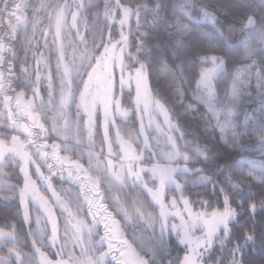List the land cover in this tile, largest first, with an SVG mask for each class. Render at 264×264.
Instances as JSON below:
<instances>
[{"label": "snow or ice", "instance_id": "1", "mask_svg": "<svg viewBox=\"0 0 264 264\" xmlns=\"http://www.w3.org/2000/svg\"><path fill=\"white\" fill-rule=\"evenodd\" d=\"M70 7V5H56L53 8L54 44L61 37L66 25L65 12ZM81 7L83 5H76L77 11L71 13V27L77 30L80 44L83 45L80 62L85 70L83 73L74 72L75 64L65 62L62 47L57 48L58 55L55 65L56 75L60 78V109L63 113L65 109L75 105L74 123L77 135L83 137L86 134L91 142L94 136L102 132V144H107L108 155L113 156V141L110 132L116 127L115 116L117 113L123 117L128 116L127 110L121 111L120 100L115 92L117 69L121 92L125 86L132 89L133 84L135 85V104L138 114L141 111L147 112L149 109V81L152 73L163 71L176 85L177 101L184 109V113L191 114L193 121L205 124L204 144L201 145V134L195 129L187 134L181 132L180 125L172 123L169 110L160 101H156L155 106L163 115L169 132H180L179 139L183 141L181 146L183 150H181L177 147L176 137L163 133L164 142L171 146V151L164 153L169 161L168 164L157 163L150 168L140 167L139 165L145 162L142 152L137 154L132 144L121 136L117 128L116 142L119 143V152L122 154L119 155L121 163L118 170L113 160L109 159L103 170L97 169L99 175L95 179L87 178L84 187L89 188L90 191H98L103 181L107 183L109 190L120 191L129 182L135 188L146 189L151 200L159 206L158 217L151 213L145 214L139 207L136 208L134 214L130 215L128 210L117 205L126 220H144L151 228L147 239L141 238L139 241V251H136L126 239L120 240L118 248L113 247V238L122 235L121 226L103 204L95 199L88 200V214L92 217V222L89 224L83 220H77L72 208L53 189L51 177L55 175L52 171L54 165L48 164L49 175L44 176L41 173V164L32 159L29 152L25 150V143L21 142L18 136L13 135L10 144L6 139H0V168L12 166L14 169L18 168L23 175L19 204L23 208V221L29 226L28 235L32 237L31 247L34 249L31 254L22 252L19 247L20 234L15 224L6 222L0 227V264H208L216 251V242L219 244L220 254L216 256L213 264H226V261L227 264H253L255 253L259 254V264H264V191L260 193V199L257 200V194L250 183L254 180L264 187V160L258 162L242 159L238 166H234L230 162L231 156L229 155L231 150H242L240 138L244 135L258 136L262 152H264V0H243V2L233 0L232 3L219 5V12L225 20L222 25L217 16L204 11L206 6H197L191 0H184L179 4L156 0L150 8L146 5H137L133 8L122 4L120 0H115V3L104 0V28H97L91 32V43H89V36L81 35L79 31L77 16ZM197 7L203 12L204 19L213 26L214 35L209 36V39L213 41L210 47L219 49L223 55L201 54L203 49L199 43L189 45L179 38L187 30V26L181 24L178 17L187 16L190 21L195 20L199 23V17L192 11ZM28 8L29 5L26 2L0 0V25L7 20V31L0 33V96L3 97V109L6 112L5 127L13 130L20 129L31 137L32 132L29 126L20 124L18 120L20 116H26L32 121L34 127H38L41 132L44 131V125L39 123V112L46 107L43 101L35 107L31 100L27 103L22 102V97L25 95L24 88L30 83L32 96H40V61H37L33 81L32 73L26 65H21L18 74L12 59H6L5 56V53H11L12 57H15L11 42L19 38L20 28L27 30L30 22L26 14ZM56 8L60 11H56ZM141 11H150L152 22L149 31L140 33L135 45H131L123 28L133 14L137 17L139 25ZM169 11L176 18L174 22H169ZM118 12L122 13L118 20L121 28L119 38L114 28ZM99 16L100 13L97 10V21ZM234 21H239L238 26L233 23ZM158 28L164 33L163 38H160ZM237 32L240 35L237 36ZM154 38L158 42L153 44L151 41ZM133 47L135 48L134 53L130 51ZM241 48L243 56L251 61L243 71L247 72L249 77L255 76L260 102L259 116L254 118L245 113L242 125L237 123V105L243 95L241 86L244 83L241 80V70H237L233 76L230 89L227 84L222 89L224 98L228 100L227 104L223 103L220 95V85L228 73L227 61L234 53L238 54ZM76 50L80 51L79 46ZM197 64H210L211 67L202 66L196 73ZM45 68L50 69V63H46ZM46 79L51 103L53 76L50 70ZM193 80L195 87H191ZM14 82H17V86L21 89L15 95V108L18 111L13 110L11 106L13 97L8 94L15 91L12 87ZM185 85L188 87L186 88ZM142 104L143 110L141 109ZM202 108L203 111H201ZM238 127H243L244 131H238ZM249 129H251L250 132ZM156 130L163 131L159 124H156ZM217 130L220 133L219 140L215 136ZM144 132L145 128L141 121L139 134L143 135ZM229 132L231 139L227 138ZM131 138L129 134V139ZM27 143L29 146L32 145L31 140ZM209 144L212 145L211 148ZM144 145L148 147L146 135ZM157 148H159V142ZM33 155L45 157L47 153L38 146ZM55 159L59 160V157ZM45 163H47L46 160ZM32 164L36 165V173L56 197V205L60 209L59 215L67 214L63 225L65 236L62 241L58 236L61 226L55 206H49V201L40 194L36 188V182L31 179L29 166ZM145 172L151 174L150 179L154 182V186H149L146 182L142 175ZM237 173L240 177L238 180L236 179ZM192 176L198 178L191 181L193 185L199 184L204 187L203 193L195 194L199 197L198 200H189L184 197V191L188 190V178ZM157 181L158 186H155ZM6 192L15 193L16 188L9 187ZM167 192L173 193L170 203L167 199ZM176 192H180V200L183 202L187 216L183 212L169 211L177 207ZM29 196L38 203V211L42 209L45 216L43 228L39 227L41 217L37 216L38 228L35 232L31 230L27 203ZM205 197L214 198L216 203L222 201L223 209L213 207V200ZM10 199L15 200V196H4L6 206ZM116 199L119 200V197ZM195 203H199L205 210L194 212L191 205ZM94 207L97 210L104 209L99 217L97 212L93 211ZM208 209L211 211L209 212ZM75 210L76 213L80 212L79 203L76 204ZM257 215L261 217L260 220L255 219ZM170 216L172 217L171 223H169ZM177 217L179 223L175 222ZM48 225L51 228L50 236L47 235ZM197 229L202 235L194 238ZM174 237L175 244L186 248L182 258L179 255H173ZM49 245L57 248L58 258L55 261L49 259L41 251V246ZM76 249H79V252ZM37 255L39 261L36 258Z\"/></svg>", "mask_w": 264, "mask_h": 264}, {"label": "trees", "instance_id": "2", "mask_svg": "<svg viewBox=\"0 0 264 264\" xmlns=\"http://www.w3.org/2000/svg\"><path fill=\"white\" fill-rule=\"evenodd\" d=\"M110 3H115V0H109ZM120 2L124 5L130 6L135 8L137 5H146L147 7H151L155 4L156 0H120ZM169 4H179L183 3L184 0H166ZM191 2L197 6L204 5L206 6L204 8V11H207L210 15L217 16V19L220 21V24H224V16L219 12V5L224 3H232L233 0H191ZM236 2H243V0H236ZM104 0H87L84 6V10L82 13L81 18V27L89 31L86 35L91 37V32L95 31L97 28H104V18H103V8ZM97 10H99L100 16L99 20L97 21L96 13ZM193 14L197 15L199 17L200 22L196 23L195 20L190 21L187 16H179V20L181 24L187 26V30L181 34L179 38L183 39L186 44H193V43H199L203 49L201 54H208V55H223L219 49H213L210 47L211 44H213V41L209 39V36L214 35L213 33V26L208 23L204 17L203 12L198 10L197 8H194ZM169 22H174L176 18L172 16L171 11L168 12ZM133 20L130 22V34H129V42L131 45H135L137 42V37L140 35V33L149 31V26L152 22V13L150 11H141L140 12V19H139V25L137 24V17L133 16ZM234 24L238 26L239 21H234ZM219 26V25H218ZM115 28V33L117 36V28ZM158 32H160V38L164 37V33L158 28ZM207 33L208 35H204ZM236 35H240L239 32L236 33ZM158 40L154 38L151 43H157ZM67 44V43H66ZM130 51L133 53L135 52V48H131ZM251 63L250 60H247L243 56V49L241 48L239 50V53H234L232 55V58L227 61V68L228 73L220 85L221 91L220 95L223 98V103L227 104L228 100L227 98H224V92L223 87L225 84L229 86L233 76L235 75L237 70H241V80L244 81L243 85L241 86V91L243 95L240 98V101L237 105V111H238V118L237 123L241 124L244 120V114L248 113L249 115L255 117L259 116V109H260V102H259V96H258V88L256 84V78L255 76L249 77L248 73L243 71V69L246 67L247 64ZM205 65H199L197 64L195 72L198 73L200 67ZM198 78V76L196 77ZM178 83V82H177ZM150 91L153 95V97L163 103L165 107L169 110V115L171 120L175 124L180 125V131L184 133H189L193 129H195L198 133L201 134L200 143L201 145L204 144L203 134H204V128L205 124L203 122L197 123L196 121H193L191 119V114H185L184 109H182L177 101L176 96V85L173 84L171 77L167 76L166 74L161 72H153L150 81ZM187 88L188 85H185ZM191 87H195V82L193 80V84ZM250 94V95H249ZM203 111V108L201 109ZM214 123V121H213ZM238 131L243 132V127H238ZM251 129H249V132ZM216 139L219 140L220 133L219 130L215 133ZM190 138V137H189ZM227 138L231 139V133H227ZM159 142V148H157V143ZM178 140L177 144L181 145L183 144V141ZM240 142L242 144V150H231L229 152V155L231 156L230 162L234 166H238L239 162L243 160H264V152H262L261 149V143L259 141L258 136L255 135H244L240 138ZM152 147H154V153H156L158 161L163 160L164 153L168 152L169 149L164 144L163 139H156L155 144L153 145V141L151 144ZM209 147L211 148L212 145L209 144ZM163 156V157H162ZM146 162H151L150 157L147 155ZM93 163L85 162L86 167H90V171H98V170H92ZM197 167H200V165H197ZM207 174V173H205ZM189 179V184L187 186L188 190L184 191V197L188 198L189 200H198L199 197L196 196V193H203L204 187L202 185L196 184L193 185L191 181L197 180V177L192 176ZM236 179H240L239 173L236 174ZM235 182V181H234ZM245 183H249L248 181H245ZM251 186L253 187V191L257 194L256 199H260V193L264 191V187L257 184L256 181H251ZM116 197H119V200L116 199ZM207 199L213 200V207H218L220 210L223 209L222 201L219 203H216L214 198L205 197ZM111 206L113 211H115L116 218L122 222L121 228H122V235L128 240L129 244L132 245L133 249L136 251H139L138 243L143 239H147L148 235L151 233V228L148 227V225L145 223L144 220H126L124 218L123 212H121L118 208V204L121 205L124 209L128 210L130 215L135 213L136 208H141L145 214L151 213L153 216L158 217V209L152 207L146 196L140 192L136 188H130L128 187L126 190V194L123 192L115 193L109 197ZM194 211H204L205 209L201 207L199 203H195L191 205ZM235 207V205H233ZM210 212L211 209H208ZM256 220H260L261 217L257 215L255 217ZM251 223V221L249 222ZM157 224V229H158ZM23 236L26 235V232L23 229L20 230ZM32 239V238H31ZM173 244L174 247L172 249L173 255H179L181 258L184 255L185 250L181 248L179 245L175 244V237L173 238ZM40 246V245H37ZM49 246H41L42 249H46ZM216 251L212 255L210 262H213L216 259V256L220 254L219 244L215 245ZM22 252L26 254H31L34 252V249L31 247V240L28 242L25 240V242H22ZM51 250V247H50ZM254 261L253 264H259V254L255 253L253 254ZM37 258V257H36ZM227 264V261H226Z\"/></svg>", "mask_w": 264, "mask_h": 264}, {"label": "rangeland", "instance_id": "3", "mask_svg": "<svg viewBox=\"0 0 264 264\" xmlns=\"http://www.w3.org/2000/svg\"><path fill=\"white\" fill-rule=\"evenodd\" d=\"M17 2L28 3L29 8H28V12L26 14L28 16H33V21H32L33 27H32V33H31V34H33V41L29 44V47H28L30 50L29 55L31 54L30 53L31 51L33 54V57L31 58L30 63H29V66L31 68L33 67L32 80L33 81L35 80V71L34 70L37 67V61L39 60L40 61L39 67H40V71H41V83L39 86L40 94H44L49 101V97L47 96L48 95V87H47V79L46 78H47L48 72L50 70L52 73V76H53V96H52V101H51L50 105L53 102L56 109H60V103H59V101H60V78L56 75V71H55L56 58L58 55L57 48L62 47L63 51H64V57H66L65 54H66V48L68 46L67 44L72 45V44H74V41H75L76 46L82 45V44H80V38L77 35V30L75 28L71 27V25H72L71 13L77 11L76 5H83V7H81V9L79 11V14L77 16V20L79 23V31L81 29L84 30L80 24H82L81 23V18L83 16L82 13H83L84 6H85V3L87 2V0H31V2H30V0H17ZM56 5H61V6L70 5L71 7L68 8L65 12L66 25H65L64 29L62 30L61 37L59 40L55 41V44H54L53 37L55 35V16L53 13V8ZM56 11H60V9L56 8ZM121 16H122V13L118 12L117 18H116L117 22L114 25L117 28V38H119V32L121 31V28H120L119 23H118V20L121 18ZM133 16H135V15L133 14L129 17L127 24L123 28V31L125 32L126 35H128V37L130 34L129 26H130L131 20H133L132 19ZM50 17H51V26H50ZM6 26H7V20L4 21V26H3V29L0 30V33H2L3 31H7ZM20 29H22V28H20ZM46 41H47V43H46ZM5 56H6V58H11V53H5ZM31 61H32L33 65L31 64ZM65 62L71 64L69 62V60H67ZM79 62H80V60H79ZM46 63H50V69L45 68ZM72 63L75 64V59L72 61ZM75 67H77V64H75ZM204 67H211V65L207 64ZM85 79H87L86 76H85ZM118 80H119V70H117V85H116L115 92H116L117 98L120 100L121 111L127 110L128 116L123 117V116L119 115V113H117L115 116V120L116 121L128 120V122L131 125H136L135 115L138 113L136 111V104H135V85L133 84L132 89H129L127 86H125L123 92H121L119 89ZM24 92H25V90H24ZM28 92L32 93L31 83H30V86L28 88ZM129 92H131V95H129ZM53 97L56 99H53ZM41 101L42 100H38V103L40 104ZM156 101H158V100H156L153 97V95L150 91L149 109L147 112L141 111V113H139V115L141 116V118L143 120V125H144V128L146 130V133H147V135H149L151 137V139L153 141V145L155 144L156 139L157 140L163 139V142L165 141V136L163 135V133L171 134L174 137H176V141L179 140L181 142V140L179 139L180 132H175V131L169 132L168 125L165 124L163 115L159 112L158 109H156V106H155ZM22 102L27 103L28 101L27 102L22 101ZM32 104L34 107L37 106L36 101H32ZM12 108L14 111H18V110H16L15 105H13ZM141 109L143 110V104L141 105ZM53 116H54V118H52V127L58 129L59 128V126H58L59 124H58V120H57L58 117H56L55 115H53ZM21 119L27 120L28 124L30 126H33L32 121L29 120L26 116H20L19 117L20 122H21ZM172 123H174V122L172 121ZM23 124H25V123H22V125ZM156 124L160 125L161 129L163 130L162 132L156 130ZM62 125H64V122ZM54 135L59 137L60 139L62 138L61 140L64 139L62 132H54ZM12 136L13 135L8 134L4 137V139H6L10 144ZM17 136H18L19 140L23 143L28 142L29 138H30L27 133L23 132L20 129H18ZM86 140L87 139H85V141ZM116 144L117 143H114V145H116ZM164 144L167 146L169 151H171V146L166 144L165 142H164ZM58 145H60V144H58ZM53 146H55V147H53ZM60 146L52 145V149L50 150L49 153H47L49 156V161H50L47 163H45V161L42 159V157H40V156L37 157L36 155H33V152H31V149L28 150L26 148V146H25V150H27L29 152V155L32 156L33 160H37L41 164V173H43L42 168H44V166L47 167L48 164H53L55 167L54 172L62 175L61 179H64V180L63 181H61V180L56 181V185H55V187L53 186V189L55 190L56 194L66 203L68 201H66L65 199L67 197L69 199L71 198L70 197L71 193H70V190L68 189L69 187L67 184L70 183L73 180L72 178H74V177L75 178H81L83 176H87L90 173V167L85 166V161L82 158H80L79 161H76L70 155L64 153L63 149L60 148ZM177 147L181 148V150H183L180 144L179 145L177 144ZM153 148L154 147L151 146V148L145 149L144 156H143V159L145 162L141 163L139 165L140 167L150 168L153 164L159 163L161 165H166L169 163V161L165 158V156L164 157L162 156L163 160H161V161L156 160L157 156L153 155V153H154ZM44 152L46 153V151H44ZM60 152H62L63 154H61ZM137 154H141V153H137ZM119 155H122V154L119 152V150H115L113 152V156H111V159L113 160V164L116 166V170H118L119 164L121 163V161L119 159ZM147 155L150 157L151 162H146V160H149V159H146ZM55 157H59V160L55 159ZM55 160L57 162H55V164H54L53 161H55ZM172 163H175V162H172ZM101 166L99 165L98 168H100ZM98 168L92 167V170H97ZM35 169H36L35 164H32L29 166V172L31 174L32 180L36 182V186H37V183H41L42 180L40 178V175L36 173ZM5 171H7V174H12V175L13 174H21L19 172L18 168H16V171H15V169L8 167L7 170H5ZM91 172H93V171H91ZM4 174H6V173H4ZM142 175L144 176V178H145L146 182L149 184V186H154V182L150 179V177H151L150 173L145 172ZM69 176H70V178H68ZM86 178H88V177H86ZM189 178H191V177H189ZM93 179H95V178H93ZM51 182L53 184L52 180H51ZM7 183H6V185L8 187L9 183L8 184ZM155 186H158V181L155 182ZM128 187H130L132 189L135 188L131 185V182H129V184L127 185L126 188H128ZM140 188L142 189L143 194L146 196V198L148 199V201L150 202L152 207L158 209V216H159V206L155 205V203L151 200V197L148 195L146 189H143L142 187H140ZM49 194L51 195V197H53L52 199L54 201H56V197L53 196L52 190H49ZM172 195H173L172 192H167V199H168L169 203H170ZM175 195H176L177 200H178L177 207L175 209H169V211H171V212H183L184 215L187 216V213L184 212L183 202H182V200H180V192H176ZM81 202H83L85 204L87 203L86 199H83V198H82ZM55 204H56V202H55ZM72 210H73V213H74L76 219L80 220L77 217L78 214L76 213V211L73 208H72ZM93 211L97 212V216H99L101 213H103L102 208L99 210L93 208ZM108 212L111 213L110 211H108ZM194 212H197V211H194ZM13 213L16 214L15 221L18 224L15 222V226H16L17 232L20 234V245H19V247L21 249L22 248V242H25V240H27L29 242L32 237H30L28 235L29 228H28V225H26L23 221V214H22V221H20V219L17 215V212H13ZM29 214L30 215L34 214V218H37L36 216L39 215V213H37V211L34 209H33V211L32 210L29 211ZM65 215H67V214L65 213ZM30 218H31V216H30ZM34 218H33V220L31 219V223H32V221H34L36 223ZM171 222H172V217L170 216L169 217V223H171ZM175 222L179 223L178 217L175 219ZM44 224H45L44 221L42 222V220H40L39 227L43 228ZM63 225H64V222L62 223V226L60 227V229L58 231V236L60 238V241H62L64 236H65V234L63 232ZM37 228H38V226L36 224V227L33 230L31 228V230L33 232H35V231H37ZM21 229H23V233H24V231L26 232L25 236H23V234L21 233V231H20ZM100 230L102 233L103 229H100ZM121 233H122V228H121ZM50 234H51V228L49 225L47 228V235L50 236ZM69 235H70V233H69ZM201 235H202V233L200 232L199 229H197L194 233V238L199 237ZM122 239H126V238L123 235H118V236L114 237L113 238V247L116 248V245H117V248H118L120 246L119 242ZM217 244H218V242H216L215 245H217ZM50 247H51V250H50ZM50 247H47L46 249L41 248V251H43L49 259L55 261L58 258L57 248L52 247V246H50ZM180 247L186 251V248H184L183 246H180ZM76 251L79 252V249H76ZM65 259H67V257H65ZM37 260L39 261L38 255H37ZM208 264H213V262L208 261Z\"/></svg>", "mask_w": 264, "mask_h": 264}, {"label": "flooded vegetation", "instance_id": "4", "mask_svg": "<svg viewBox=\"0 0 264 264\" xmlns=\"http://www.w3.org/2000/svg\"><path fill=\"white\" fill-rule=\"evenodd\" d=\"M28 17L30 19V22L28 24L27 30L25 31L23 28L19 29V38L11 42L13 50L15 52V57H12V54H11V59L15 65V70L18 74L20 72L21 65H26L29 68V71L32 73V77H33V67L31 68L29 66V63H30L31 58L33 57V54L31 51L30 52L31 54L29 55L30 50L28 48L29 44L33 41V34H31L32 27H33V22H32L33 16H28ZM3 26H4V22H3V25H0V30L3 29ZM88 32L89 31H86V30H82V29L80 30L81 35H86ZM105 34H107V32ZM89 43H91V37H89ZM67 45L68 46L66 48L65 61L69 60V62L72 63V61L75 59V64H77V67H75L73 71L74 72L78 71V72L83 73L85 69L81 67V62H79L80 54H81L80 52L83 50V45L79 46L80 51L76 50L77 46L75 44V41H74V44L72 45L67 44ZM31 64L33 65L32 61H31ZM29 86L24 88L25 95L24 97H22V101L27 102L31 100V101H36V104H37L38 100H42L43 103L46 105V107L44 108L43 111L39 112V115H40L39 123L44 125L43 132H41V130L38 127L30 126L27 120L21 119V122L20 120H18V122L21 124L22 123L27 124L29 126V130L32 132V136L29 138V140L32 141V145L29 146V144L25 142L26 148L28 150L31 149V152L34 153L36 152L37 147L40 146L42 151H46V153H49L50 150L52 149V145H57V146L61 145L60 148L63 149V152L70 155L76 161H79L80 158H82L86 163L91 161L93 163L92 167L98 168L99 165L100 166L102 165L99 169L103 170L107 165L106 163L108 159H111V157H109L108 155L107 144H102V132L100 135L94 136L91 142L89 141L86 134L83 137H80L79 135H77L75 131V127H76L74 123L75 112H76L75 105H72L70 108L65 109L62 113L61 109H56L53 102L50 105V102L48 101V99L46 98L44 94H40L39 97H33L32 93L28 92ZM12 87L15 89V91L9 92L8 94L13 97L12 99V102H13L12 106H13L15 105V95L21 89L20 87L17 86V82H14ZM53 99H56V98L53 97ZM37 105H39V103ZM5 115H6V112L3 109V97L0 96V139H4V137L8 134L17 136V132H18V129L13 130L12 128L5 127V124L7 123V121L5 120ZM53 115L58 117L57 119L58 124H59L58 129L52 127V118H54ZM135 117H136V125H131L128 122V120H125V121L115 120L116 127L112 128L110 132V137L113 141V152L115 150H119V143L116 142L117 128L120 130L121 136L125 140H127L129 143L132 144V147L136 153L142 152L144 156L145 149L151 148L152 139L149 135H147L146 130L144 132V136L146 135L148 137V147H145L144 145L145 137L143 138L142 135L139 134L140 133L139 123H141V121L143 122L141 116L139 114H136ZM101 120H102V110H101ZM63 122H64V125H62ZM54 132H62L64 139L61 140L62 138L60 139L59 137L55 136ZM129 134H131V137H132L131 139H129ZM85 139L87 140L85 141ZM114 143H117V144L114 145ZM60 153L63 154L62 152ZM36 156L38 157L39 155H36ZM42 159L44 161L47 160V162H50L48 154L45 157H42ZM53 162L55 164V162L57 161L55 160ZM8 167L13 168L12 166H6L4 168H0V227L4 226L6 222L15 224L16 214L13 212H17V215L20 221H22V214H23V208L20 207V204H19V191L23 187V175L22 174H13V175L7 174V171L5 170H7ZM54 170H55V167L52 170L53 173H55V175L51 177V180L53 181L52 185L55 187L56 181L58 180L63 181L64 179H61L62 175L54 172ZM15 171H16V168H15ZM42 172L44 176H48L49 175L48 166L47 167L44 166V168H42ZM97 175H99L98 171H95V172L90 171V173L87 176H83L81 178H75V177L72 178L73 180L67 184L69 187L68 189L70 190V193H71L70 194L71 198L69 199L67 197L65 200L68 202L66 203L70 208H73L74 210H75L76 204L79 203V205L81 206V210L79 213H77L78 214L77 217L80 220H83L84 222L89 223V224L92 222V217L88 214V200L90 199H95L98 201V203L103 204L104 208L110 211L113 217L116 220H118L115 216V211H113L112 209L109 197L115 193L117 194L120 192H123L124 194H126L127 185L122 190L115 191V190H109L107 183L101 181L98 191H90L89 188H85L84 184L87 183L86 177L96 178ZM68 178H70V176ZM6 183L9 185L8 187ZM12 186L16 188V192L15 193L6 192V189ZM36 188L38 189L40 194L43 195L45 199L49 201V206H55V210L58 215V222L60 226H62V223L65 221L66 215L64 216L59 215V211H60L59 206L55 204L56 201H54L52 199L53 197H51V195L49 194V190L47 189L46 184L42 181L41 183H37ZM136 189H138L140 192L143 193L141 188H136ZM5 195H8L9 197L15 196V200L10 199L7 202V206H6L5 201H4ZM82 198L86 199L87 201L86 204L81 202ZM27 203H28L29 211L31 210L33 211V209L36 210L37 213H39V216L42 218L41 219L42 222L44 221L45 223V216L42 212V209L38 211L39 209L38 203L33 201L31 196L27 197ZM102 211H104L103 208H102ZM30 216H31V219L33 220L34 214ZM34 220L36 221V218H34ZM121 223L122 222H120V226L122 225ZM35 227H36V223L32 221L31 223L32 230ZM101 229L103 228L101 227ZM116 248H117V245H116Z\"/></svg>", "mask_w": 264, "mask_h": 264}, {"label": "water", "instance_id": "5", "mask_svg": "<svg viewBox=\"0 0 264 264\" xmlns=\"http://www.w3.org/2000/svg\"><path fill=\"white\" fill-rule=\"evenodd\" d=\"M140 127H141V123H139V131H140ZM142 137L143 138L145 137L144 134L142 135Z\"/></svg>", "mask_w": 264, "mask_h": 264}]
</instances>
